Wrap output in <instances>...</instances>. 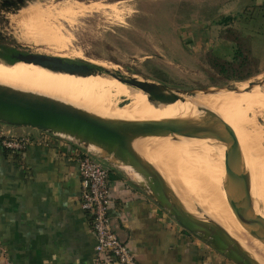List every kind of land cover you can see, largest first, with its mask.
Masks as SVG:
<instances>
[{
	"label": "rangeland",
	"instance_id": "1",
	"mask_svg": "<svg viewBox=\"0 0 264 264\" xmlns=\"http://www.w3.org/2000/svg\"><path fill=\"white\" fill-rule=\"evenodd\" d=\"M19 1L25 2L21 11L30 8V17L23 20L21 11L0 8V53H5L3 47L45 53L70 63L118 70L124 76L134 75L173 89L243 87L264 80V6L259 5L260 0ZM20 26L27 30L23 38ZM249 94L242 95L243 101L250 102ZM120 98V104L128 103ZM250 103L244 114L239 108L221 106L238 117L241 126L245 124V128L240 126L242 130L262 136L264 155V105L255 99ZM251 119L263 132L251 125ZM15 129L7 127L9 131ZM151 140L143 142L144 148ZM239 167L245 174V165L239 162ZM197 211L202 210L197 207ZM203 218L211 219L205 214ZM226 229L241 244L227 225Z\"/></svg>",
	"mask_w": 264,
	"mask_h": 264
},
{
	"label": "crops",
	"instance_id": "2",
	"mask_svg": "<svg viewBox=\"0 0 264 264\" xmlns=\"http://www.w3.org/2000/svg\"><path fill=\"white\" fill-rule=\"evenodd\" d=\"M9 126L5 134L35 141L17 152L0 137V247L12 264H99L91 218L80 204L82 147L43 130ZM110 182V214L138 264H237L185 230L122 169L111 165Z\"/></svg>",
	"mask_w": 264,
	"mask_h": 264
},
{
	"label": "bare ground",
	"instance_id": "3",
	"mask_svg": "<svg viewBox=\"0 0 264 264\" xmlns=\"http://www.w3.org/2000/svg\"><path fill=\"white\" fill-rule=\"evenodd\" d=\"M66 3L69 4V2ZM65 7H67L66 4ZM29 9L20 10L23 20H28L30 17ZM20 27L22 29L20 38H23L27 34V30L23 26ZM13 63L17 64L12 65ZM0 84L25 91L50 94L52 97L110 120L136 122L191 119L198 121L204 116V109L222 117L237 134L241 144L242 162L241 160L234 162L226 159L228 147L224 141L205 138L202 135L135 138L132 145L143 158L157 167L168 184L181 196L185 207L191 213L199 218H202L203 214L208 215L226 231L227 225L230 231L239 238L241 244L236 241L241 248L250 254L258 264H264V241L250 233L236 208V203L241 195L243 177L245 179V174L239 167V162H241L245 165V170L250 173L251 194L255 210L264 220V155L260 149L263 139L256 132L254 135L247 133L246 129L242 130L241 127L245 128V124L241 126L239 124L241 120L232 116L222 107L234 110L239 108L238 111L244 114L245 110L249 111L250 102L253 99L262 103L264 84L257 85L249 91L244 88L245 85L239 87L238 92L223 88L213 94L198 93L196 97L180 94L186 100L179 99L173 103L164 94L147 93L112 76L100 74L84 76L82 72L77 73L76 71L73 73L55 72L40 65L18 61L12 57L7 59L2 56H0ZM248 92L251 94L249 97L253 99L249 98L250 102H247L248 99L243 101L242 95L247 96ZM120 97H124L128 103L120 104L122 100ZM247 103L250 104L247 105ZM199 107L202 110H199ZM258 109L257 112H260V108ZM258 115L260 116V114ZM245 118L248 119V117ZM254 121L253 119L249 120L252 126L262 131V126ZM148 139L152 140L147 142L146 149L143 142ZM90 147L99 152L103 151L101 146L93 142L90 143ZM115 161L122 167L130 169L134 167L128 161L119 159ZM241 171L242 173H240ZM229 174L236 176L238 180H234ZM197 207L204 213L198 212Z\"/></svg>",
	"mask_w": 264,
	"mask_h": 264
},
{
	"label": "water",
	"instance_id": "4",
	"mask_svg": "<svg viewBox=\"0 0 264 264\" xmlns=\"http://www.w3.org/2000/svg\"><path fill=\"white\" fill-rule=\"evenodd\" d=\"M11 54L18 61L33 63L55 72H77L84 76L108 75L121 82L144 90L147 93L164 94L171 102L185 97H196L198 93L213 94L223 88L173 89L167 84L124 76L118 70L101 69L87 64L70 63L64 59L45 53L20 52ZM263 81H251L247 91ZM230 91H239V87H227ZM199 110H202L199 107ZM204 116L196 121L191 119H171L169 121L126 122L110 120L97 116L71 103L36 91H25L0 84V123L10 126L32 127L67 139L89 151L95 157L104 160L109 166L122 169L148 192L149 196L187 231L209 243L215 250L238 264H258L240 244L214 219L199 218L191 213L169 186L163 174L155 165L143 158L133 147L135 138L152 136H196L216 138L224 141L228 147L226 159L242 162L241 144L234 128L222 117L204 109ZM65 133V134H62ZM69 134V135H66ZM96 143L102 152L90 147ZM116 159L128 161L133 168L122 167ZM129 165V166H130ZM139 169V170H138ZM133 171L134 174H131ZM138 172V173H137ZM245 179L239 201L236 203L238 214L250 233L264 241V220L255 210L250 186V173L245 170ZM234 180L236 176L229 174Z\"/></svg>",
	"mask_w": 264,
	"mask_h": 264
},
{
	"label": "built area",
	"instance_id": "5",
	"mask_svg": "<svg viewBox=\"0 0 264 264\" xmlns=\"http://www.w3.org/2000/svg\"><path fill=\"white\" fill-rule=\"evenodd\" d=\"M5 124L0 123V137L5 147L12 151H23L35 138L31 135H7ZM49 138L58 136L48 133ZM63 139L61 137H58ZM45 137L40 141H45ZM77 161L81 176L80 204L91 218V228L96 235V261L99 264H138L132 247L119 235L110 214L111 166L104 160L95 157L84 148L78 149ZM0 264H12L6 255L5 248L0 247Z\"/></svg>",
	"mask_w": 264,
	"mask_h": 264
},
{
	"label": "flooded vegetation",
	"instance_id": "6",
	"mask_svg": "<svg viewBox=\"0 0 264 264\" xmlns=\"http://www.w3.org/2000/svg\"><path fill=\"white\" fill-rule=\"evenodd\" d=\"M25 5V2L23 1H11V2H8V3H5V2H2L0 1V8H2V10H6L7 12H19L21 9L20 7H24ZM3 49V48H2ZM15 54L16 53H20L21 51L20 50H17L15 49ZM27 52V51H26ZM24 52V53H26ZM14 54V53H12ZM0 56H2L3 58H7L9 55H7L6 53H0Z\"/></svg>",
	"mask_w": 264,
	"mask_h": 264
},
{
	"label": "trees",
	"instance_id": "7",
	"mask_svg": "<svg viewBox=\"0 0 264 264\" xmlns=\"http://www.w3.org/2000/svg\"><path fill=\"white\" fill-rule=\"evenodd\" d=\"M3 51H4L7 55H9V56L7 57V59H10V57H12L11 54H12L13 52H15L14 50H12V49L9 48V47H3ZM12 58H13V57H12Z\"/></svg>",
	"mask_w": 264,
	"mask_h": 264
}]
</instances>
